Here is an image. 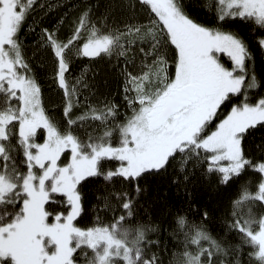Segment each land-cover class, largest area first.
I'll list each match as a JSON object with an SVG mask.
<instances>
[{"label":"snow or ice","instance_id":"snow-or-ice-1","mask_svg":"<svg viewBox=\"0 0 264 264\" xmlns=\"http://www.w3.org/2000/svg\"><path fill=\"white\" fill-rule=\"evenodd\" d=\"M60 6L0 0V264H264V0Z\"/></svg>","mask_w":264,"mask_h":264},{"label":"trees","instance_id":"trees-1","mask_svg":"<svg viewBox=\"0 0 264 264\" xmlns=\"http://www.w3.org/2000/svg\"><path fill=\"white\" fill-rule=\"evenodd\" d=\"M42 2L45 4H53V5L57 4V0H42ZM87 2H89V0H60V3L62 4V6L53 7L51 10H49L47 7H45V9L43 10V15L41 14V9L37 8L35 11V15L38 19H40V21L42 23H44L47 26L48 23L55 22V20L57 19L58 16L62 15L65 11H67L68 15L65 17V20H64V26H65V28H67L70 26V21H71L72 17H74L80 11V9L78 7L77 8H69L68 5L69 4L83 5L84 3H87ZM99 2L101 4H103L104 0H99ZM96 11L99 12V9H97ZM38 71H40L41 75H43L44 72L47 71V69H43V70L38 69ZM87 75L91 76V72H88ZM98 79H99V77H98ZM50 83H51L50 80L45 81V86H47ZM110 86L114 90V88H115L114 84H111ZM52 87H53L54 91L52 93H50V95L52 96L53 100H55L58 97L59 93L55 91V85H52ZM155 191H156V189L153 188V191L149 192V196L154 195ZM165 195L169 199L176 201L178 199L183 198L184 193H183V191L177 192L175 187L172 186V187L168 188V191H167V193H165ZM208 195H210V193L204 192V193L200 194V197H204V196H208ZM200 197H198V198H200ZM189 214L193 215L192 212H190Z\"/></svg>","mask_w":264,"mask_h":264},{"label":"flooded vegetation","instance_id":"flooded-vegetation-1","mask_svg":"<svg viewBox=\"0 0 264 264\" xmlns=\"http://www.w3.org/2000/svg\"><path fill=\"white\" fill-rule=\"evenodd\" d=\"M87 63H88V58L87 57H78V58H75L72 61L71 74L73 76L78 75L79 72H80V70H81V68H83V65L84 64H87Z\"/></svg>","mask_w":264,"mask_h":264}]
</instances>
